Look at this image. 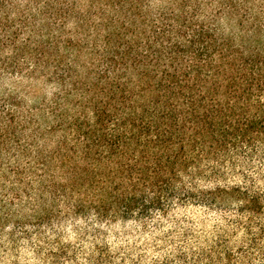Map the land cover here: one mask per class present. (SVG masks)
Listing matches in <instances>:
<instances>
[{
  "label": "trees",
  "instance_id": "trees-1",
  "mask_svg": "<svg viewBox=\"0 0 264 264\" xmlns=\"http://www.w3.org/2000/svg\"><path fill=\"white\" fill-rule=\"evenodd\" d=\"M0 264H264V0H0Z\"/></svg>",
  "mask_w": 264,
  "mask_h": 264
}]
</instances>
